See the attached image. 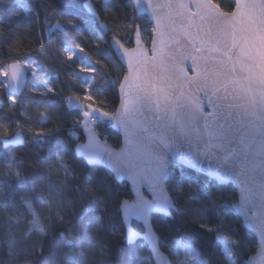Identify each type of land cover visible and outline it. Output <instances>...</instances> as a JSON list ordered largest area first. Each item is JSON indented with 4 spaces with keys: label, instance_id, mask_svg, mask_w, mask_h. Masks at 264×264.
Instances as JSON below:
<instances>
[{
    "label": "snow or ice",
    "instance_id": "snow-or-ice-1",
    "mask_svg": "<svg viewBox=\"0 0 264 264\" xmlns=\"http://www.w3.org/2000/svg\"><path fill=\"white\" fill-rule=\"evenodd\" d=\"M13 2L27 8L25 0ZM84 6L90 13L85 22L93 32L89 43L95 45L89 51L80 43L84 34L71 18L78 13L70 3L66 13L45 3L40 6L43 19L40 11L35 14L34 22L42 29L37 54L61 63L64 55L79 65L80 72L91 74L80 77L71 73L75 85L85 89V103L67 97L60 102L62 112L54 107L59 94L55 80L46 77L43 66L30 56H14L24 39L20 29L32 24L13 25L14 13L3 9L8 19H0V58L7 51L11 62L0 68L4 78L0 86L7 88L4 99L8 101H0V135L5 137L0 140L5 149L0 152V177L4 178L0 180V199L7 198L18 207L0 218V264H105L108 245L101 233L106 230L110 186L104 180L94 181L91 175L75 176L69 159L77 157L90 164L107 157L110 175L116 179L126 176L137 188L135 200L116 201V217L122 229L132 218L143 220L140 231L151 241L152 252L147 259L138 255L134 242L139 233L128 224L118 236L111 233L126 240L130 249L126 254L119 250L124 259L116 264H238L233 254L241 241L231 239L235 234L229 219L233 213L243 216L248 227L259 234V264H264V0H235L230 12L222 11L213 0H128L131 15H122L123 26L117 23L112 29L99 21L90 3ZM102 7L104 12L119 10L112 0H104ZM65 15L69 17L66 21ZM145 16L154 23L151 33L140 22ZM109 31L113 35L106 40ZM148 35L150 48L143 39ZM189 59L196 73L192 78L187 77L184 65ZM114 67L126 69L127 74L119 85L120 106L113 113L93 107V103L106 90L104 86L111 88L115 82L102 69ZM29 74L36 81L30 87L26 82ZM192 86L203 95H193ZM26 87L31 94L24 95ZM28 106H47V115L33 123ZM26 114L28 118L22 122L20 117ZM65 117L72 121L71 127L66 126ZM52 123L56 127H46ZM24 124L32 133L29 139L20 130L8 135L9 127L19 129ZM101 128L123 133L125 146L119 153L100 143ZM65 131L67 144L58 139ZM85 135L87 142L80 143ZM25 143L32 146L37 163L48 165L46 172L34 175L30 188L23 172L25 161L7 150ZM204 161L206 171L217 181H235L238 202L218 204L212 190L205 188L201 196H189L188 204L177 212L215 241L223 239L222 254L218 245L205 253L187 236L161 245L149 220L153 210L171 215L175 208L163 186L172 182L175 191L182 192L190 184L182 166L196 162L203 167ZM173 164L181 166L179 175L170 171ZM142 185L151 191V200L140 194L138 186ZM7 207L0 203V209ZM22 213L27 224L18 232ZM50 236L47 258L39 259L45 257ZM162 246L172 259L163 255Z\"/></svg>",
    "mask_w": 264,
    "mask_h": 264
},
{
    "label": "trees",
    "instance_id": "trees-1",
    "mask_svg": "<svg viewBox=\"0 0 264 264\" xmlns=\"http://www.w3.org/2000/svg\"><path fill=\"white\" fill-rule=\"evenodd\" d=\"M225 11L230 12L234 10L235 2L233 0H213ZM118 7V11L115 13L104 12L103 11V0H25L27 8L21 9L19 8L13 0H4L3 4H0V19H4L7 21L8 15L3 9L10 8L14 13L11 16V20L13 25L17 22H22L23 24H32L31 28L28 29H20L23 34L24 39L20 44L17 45V49L14 52L15 55L20 56H30L33 61H38L43 66V74L48 78H53L55 80V87L59 90V94L56 96V104L55 108L59 109L61 112L64 110L61 108V101L66 100L67 97H72L76 103L80 102V99L84 97L86 94L85 89L75 85L73 77L71 75L72 72L77 73L80 77L81 73L79 70V65H73L72 61L67 60V57L62 55L61 62H54L51 59H43L40 55L37 54L36 49L39 47L38 40L41 34V27L35 24V14L37 11H40L41 19H43L44 13L41 10L40 6L42 4L47 3L53 8L58 9L60 13H66L68 11V4L70 3L73 6V10L78 13V15H74L71 18L75 21V23L79 26L81 32L84 34L80 37V43L85 47L86 51L93 49L95 45L90 44L89 41L93 37V32L91 26L85 22L86 18H90V13L85 4H91L92 8L98 13L99 21L107 25L109 29L114 28V26L119 23L123 26V21L119 18L128 13L131 15V10L126 7L128 4V0H112ZM30 9V11H29ZM69 19L67 15L64 16V20ZM142 26L147 30H151L153 25L149 21L148 17L145 16L143 20L140 21ZM5 28L9 27L7 23L4 25ZM113 35V32L109 31L105 36V39H110ZM146 37V36H145ZM72 39H76L75 36ZM46 42V37H45ZM74 46V45H73ZM7 51L4 52V57L0 58V68H3L6 64L11 61L7 58ZM89 61H86V63ZM67 65V66H66ZM99 67V66H98ZM103 71L109 73L110 78H114L115 82L112 84L111 88L105 87V91L95 97V105L98 107H102L103 110L109 112H115L118 102V88L123 79V76L126 74V69H121L119 67L114 68H103ZM2 79H4L2 77ZM36 81L33 79L32 75H28V87H30ZM73 84V87H69V84ZM7 93L6 87H0V101H3L5 104L8 103L7 100L4 99ZM24 95H29L31 93L28 92V88L26 87L23 92ZM79 96V100H76V97ZM45 107L41 106L39 109L28 106V112L31 115V121L34 123L37 120L42 119L43 115H47L44 111ZM66 108V105H64ZM5 113L7 115H12L15 119V115L13 113L7 112L5 109ZM28 118L27 114L25 116H21L20 120L23 122ZM66 126L71 127L72 121L65 117ZM46 127L54 128L56 127L55 123L47 124ZM25 139H29L32 135L31 132L28 131V125L24 124L22 128ZM15 126L8 128V135H12L15 131L19 130ZM3 130H0L2 132ZM83 129L80 132H77V135H80ZM102 133V140L113 145L114 147H120V134L114 131L112 128L104 130L100 129ZM4 137L0 135V138ZM58 139L67 144L69 142L68 132H62ZM81 140L79 142H82ZM74 146V145H72ZM8 151L13 152L17 158L23 159L25 161L23 165V172L25 176V180L27 186L30 188L32 186V180L34 175L40 171L41 173L46 172L48 165L45 164L41 166L37 163L36 154L32 151V146L30 144L25 143L23 146L17 148H8ZM5 151L2 144H0V152ZM43 155H47L44 153ZM69 163L72 164L74 168V175L77 177L83 175H91L94 181L104 180V182L109 185L108 193L110 194V207L108 211V215L105 218V226L106 230L101 233V238L103 242L107 243L108 250L107 254L103 257L105 264H116L117 261L123 260L124 255H121L119 250H123L124 254H126L130 249L129 245L124 239H118L111 235L112 232H116L117 236L121 231H125V228H121L120 220L116 217V201H122L123 199H130L131 192L129 185L127 183L119 184L117 183L113 176L110 175L106 169L98 166L90 167L88 166L82 159L76 158L75 160L69 159ZM171 171L176 172L178 175L181 171V166L175 165L171 168ZM183 174L190 177V184H185L183 186V191L177 193L174 188V184L172 182L167 183V188L172 195L176 206L178 209L183 210L185 206L188 204V197H198L201 196V189L210 188L213 192V198L216 200L218 204H232L237 201V192L233 185H220L215 181H212L200 174L190 171L189 169L182 166ZM62 175V174H61ZM4 179L0 177V180ZM57 181V176L55 173L53 174V182ZM38 194V193H31ZM202 198V197H201ZM0 203L7 204V209H0V218H2L6 213L14 212L18 205H13L12 202L5 198L0 199ZM191 207H199V204H191ZM209 215H211L209 213ZM230 227L235 233L231 239H240L241 246L235 249L233 254V258L238 261V264H246L247 259L250 255L254 254L257 250V241L255 237L247 231L242 223V220L237 216L236 213H233L230 216ZM75 223L76 221H72ZM154 227L160 236L161 245L167 246L171 244L174 240L187 236L191 239L194 245L198 249H203L206 253L208 249L215 248L217 245L219 246V250L221 254L223 253L224 240L221 239L219 241H215L214 237L205 233L198 224L192 223L191 219L187 216L180 215L179 213H173V218H167L164 216H155ZM27 224V220L23 218V213L21 214V222L19 229L17 231H22ZM111 224L112 227L109 228L108 225ZM135 228L140 231V224L134 223ZM35 239V237H33ZM52 237L48 238L46 242V251L45 257L39 259L47 258V244H50ZM136 244V251L138 255L144 259H147L151 254L148 250V247L143 243V241H138ZM230 248L231 244L228 245ZM163 250L169 254L167 247H163ZM172 258V257H171ZM96 259H101L97 255Z\"/></svg>",
    "mask_w": 264,
    "mask_h": 264
},
{
    "label": "water",
    "instance_id": "water-1",
    "mask_svg": "<svg viewBox=\"0 0 264 264\" xmlns=\"http://www.w3.org/2000/svg\"><path fill=\"white\" fill-rule=\"evenodd\" d=\"M233 1L235 2V0H233ZM185 2H187V0H185ZM213 2H214V1H213ZM214 3H216V2H214ZM216 4H217V3H216ZM220 8H221V7H220ZM221 10L224 11L222 8H221ZM224 12H225V11H224ZM147 17H148V16H147ZM148 19H149V21L151 22V18L148 17ZM151 24H152L153 27H154V23L151 22ZM132 46H135V45H132ZM150 47H151V43H150ZM150 47H149V48H150ZM191 64H192L191 59L184 61V65H185V69H186V71H187V77H188V78L195 77V75H196L195 71H193V70L191 69ZM126 74H127V73H126ZM122 81H123V79H122ZM122 81H121V82H122ZM26 82L28 83V77L26 78ZM6 89H7V88H6ZM25 89H26V88H25ZM25 89L23 90V92L25 91ZM188 91H189V89L185 88V92H188ZM191 92H192V94L195 95V96H202V95H203V93H197V92H196V89H195L194 86L191 87ZM118 96H119V102H118V105H117L116 110H117V109L119 108V106H120V94H119V88H118ZM205 111L207 112L208 110L206 109ZM19 130L22 131V129H19ZM113 130L120 134V143H121L120 147H118V148H117V147H114L113 145H111V144L105 142V141L102 140V139L100 140V143H101V144H105V143H106L107 146H108L113 152L119 153L120 150H121L122 148H124V146H125V145H124V135H123L122 132H118L116 129H113ZM22 132H23V131H22ZM4 138H5V137H1L0 140H2V139H4ZM25 140H26V139H25ZM86 142H87V136L85 135V139H84V141H82V142H80V143H86ZM2 146H3V145H2ZM11 147H12V148H17V147H20V146H18V145L9 146V148H11ZM3 148H4V147H3ZM77 158H78V159H82V158H80V157H77ZM82 160H83L88 166H90V167H94V166L102 167V168L106 169L109 173H112V169L110 168V166H109V164H108V162H107V157H105V159L102 160V161H97V162H95V163H91V164H90L86 159H82ZM175 165H178V164H173V165L171 166V168H172L173 166H175ZM179 166H180V165H179ZM183 167L189 169V170L192 171V172H195V173H197V174H200V175H202V176H204V177H206V178H208V179H210V180H212V181H215V182H217V183L220 184V185H229V184L233 185V187L235 188V190H236V192H237V197H238V198H237V201H235V202H233V203H237V202H238V200H239V188H238L237 184L235 183V181H234V180H226V181H224V182H222V183L219 182V181H217L213 176L209 175V173L206 171V169H207V162H206V161L203 162V167H201V165H200L199 163H196V162H193V164H191V165L185 164V165H183ZM171 168H170V171H171ZM112 176H113L114 180H115L117 183H119V184L127 183V184L129 185L130 192H131V198H130V199H123V200H127L128 202H131V201H133V200H135V199L137 198V188L133 186V184H132V182H131L130 179H128L126 176L123 177V178H121V179H116L115 176H114V174H112ZM138 188H139V192H140V194H142V195L144 196L145 199H147V200H151V199H152V193H151V191L148 189L147 185L138 186ZM163 189H164V193H165L166 195H168V196L173 200V202H174V204H175V201H174L172 195L170 194V191H169L168 188H167V183L163 186ZM123 200H122V201H123ZM177 209H178V207H177L176 204H175V208H173V209L170 210L171 215H166L165 213L160 212V211H158V210H153V211L150 213L149 220H150V222H151V224H152V226H153V232H154L155 236L158 237V239H159V243H160V244H161L160 236H159L158 232L156 231V229H155V227H154V223H153L154 217L157 216V215H159V216H164V217H167V218H171V219H172V218H173V213H174V212H175V213H178V212H177ZM237 216L242 220V223H243L244 228H245L247 231H249L250 233H252V235L255 237V239H256V241H257V250H256V252H255L254 254H252V255L249 256V258H248L247 261H246V264H259L258 253H259V251H260V246H261V239H260V236H259V234H258L255 230L250 229V228L248 227V224L245 222L243 216H241V215H239V214H237ZM134 223H138V224H140V225L142 226L144 222H143V220L136 219V218H132V219H130V220L128 221V223H126V224L124 225L125 230L127 229L128 224H131V228H132V230L135 231V232H137V233H139V236H138L137 240H136L134 243H137L138 241H143V243L148 247V250H149V252H150V254H151V252H152L151 241L148 240V239H145V238H144V234H143L141 231H138V230L135 228ZM160 251L163 253V255H164L165 257H168L169 259H172V258L169 256V254L166 253V252L163 250L162 247L160 248ZM254 258H255V259H254Z\"/></svg>",
    "mask_w": 264,
    "mask_h": 264
},
{
    "label": "rangeland",
    "instance_id": "rangeland-1",
    "mask_svg": "<svg viewBox=\"0 0 264 264\" xmlns=\"http://www.w3.org/2000/svg\"><path fill=\"white\" fill-rule=\"evenodd\" d=\"M103 2H104V0H103ZM153 29V28H152ZM152 29L149 31L148 30V32L149 33H151V31H152ZM143 39L144 40H146L148 43H147V47H150V43H151V36L150 35H148V36H144L143 37ZM81 73V76L82 77H88L89 75H91V74H89V73H86V72H80ZM80 75V74H79ZM0 79H2V77H0ZM0 87H2V86H0ZM83 103H85V101H84V97H82L81 99H80V102H78V104H83ZM89 103H91V101H89ZM93 107H98L97 105H95L94 103H93ZM103 110V109H102ZM105 111V110H104ZM114 113V112H113ZM155 218V217H154ZM180 251H181V254H182V249H180ZM234 259V258H233Z\"/></svg>",
    "mask_w": 264,
    "mask_h": 264
}]
</instances>
